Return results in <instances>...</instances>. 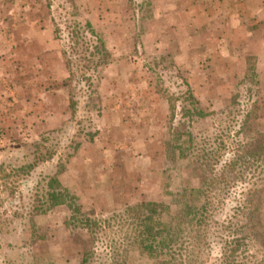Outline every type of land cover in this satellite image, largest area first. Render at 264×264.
<instances>
[{"label": "crops", "instance_id": "1", "mask_svg": "<svg viewBox=\"0 0 264 264\" xmlns=\"http://www.w3.org/2000/svg\"><path fill=\"white\" fill-rule=\"evenodd\" d=\"M6 17L20 22L11 27ZM64 17L71 25L76 19L90 22L104 36L113 58L101 68L99 81L116 79L113 90L98 92L97 104L92 99L98 117L97 130H89L94 136L86 137L84 121L73 123L84 132L66 168L64 185L70 190L86 176L106 180L110 171L129 170L139 149L144 156L170 139V105L152 81L157 70L188 83L199 101L215 109L232 104L250 57L256 58L251 76L264 73V0H0V103L13 83L10 66L22 64L19 96L31 104L36 100L38 111L46 105L47 130L62 128L71 117L68 101L63 104L68 100L63 85L72 77L64 41L71 26L61 25ZM8 35H16L14 45ZM259 120L264 121V101ZM125 146L128 151L118 149Z\"/></svg>", "mask_w": 264, "mask_h": 264}, {"label": "rangeland", "instance_id": "2", "mask_svg": "<svg viewBox=\"0 0 264 264\" xmlns=\"http://www.w3.org/2000/svg\"><path fill=\"white\" fill-rule=\"evenodd\" d=\"M6 21L11 27H15L14 25L16 23L18 25L20 22L17 18L10 19L8 17H6ZM61 25L65 29L71 26L70 32L74 31L68 18L64 17ZM9 26L8 28H10ZM66 33L68 32L65 31L64 34ZM8 41L10 45H14L17 41L16 35H8ZM64 41L68 45L67 36ZM75 60L81 61L80 58ZM148 61L152 63V60ZM11 66L7 74H10L13 83H10V86L7 85L6 93L9 95L5 96L3 103H0V264H44L45 262L78 264L81 261L83 250L89 246L90 237L86 232L66 225V220L71 213L70 208L67 205L56 206L46 213L36 212L34 208L36 205L45 204L44 195L48 190L49 175L58 174V178L63 175L61 179L63 183H61L63 186L67 184L66 168L82 140L78 130L79 126L76 130L72 127L73 123L79 125L84 121L86 132L95 131L98 128L96 119V124L93 122L94 117L98 118L93 111L96 109H93L91 105L87 108L88 91L91 89L87 82H78L77 75H72L70 81L68 78V82L65 81L63 85L68 92V100H65L63 104L67 106L68 101L71 117L66 118L62 128L47 130L43 124L46 105L42 107L38 105L40 108L38 111L36 100L31 104L26 102V98L19 96L22 82L17 73L24 66L22 64ZM166 66L168 63L165 64ZM6 68L8 69V67ZM251 71L248 65L247 75L238 82L234 92L240 96L238 98L240 106L234 105L233 96L232 104L229 107L216 109L225 110L222 113L225 114L221 117L229 113L235 116V112L237 113L239 109L245 113L255 103L257 104L255 110L257 117H253L246 124V131L237 136L244 141L264 133V121L259 120V105L264 101V73H257L253 77ZM248 75L250 78L246 79ZM97 77L98 75L94 78L96 82L92 88L94 93L91 99L93 102L96 101L98 92L113 90L116 81L113 76L106 77L102 82ZM152 81L160 85L161 91L165 97L167 96L169 105L170 98L182 95L190 86L185 85L186 82L183 81H180L179 84L178 79L173 80L170 74L164 76L163 72L159 70L156 71V76ZM36 94L41 95V92L36 91ZM19 99L21 100L19 101ZM52 100L55 102V99L51 97L49 101L52 102ZM176 103L179 106L180 102ZM95 104L97 103L95 102ZM202 105L208 110L215 109L209 102L202 103ZM170 112L168 118L171 122V133L168 142L172 137V127L179 118L176 116V120L172 121ZM208 130L212 131L209 127ZM210 131L205 135H196V142L206 141L211 148H216L219 145V139L218 143H215V131L212 133ZM234 134V131H231L229 136ZM227 140L229 141L228 137ZM166 143L167 141L161 145H154L155 147L144 156L143 154L146 152H140L139 149L138 158L132 155L129 159V170L123 168L118 169L117 172L110 171L106 180L86 176L82 181L77 180V185L73 190L65 187L77 196L76 202L81 213L97 220L109 218L134 202L170 203L173 195L171 193L200 186V188H204L200 182L202 177L198 176L195 169V162L188 158H181L179 152L173 147L168 148ZM118 149L127 150L126 146ZM188 155L194 157L190 153ZM125 156L123 152V158ZM103 161L106 166H111L110 162H107L108 158L105 157ZM261 176L264 184V172ZM247 181L242 183H245L244 188L248 190L254 184ZM240 186L232 188L230 192L227 188V192L218 193V196L223 198L221 197L220 202H216L219 207L216 209L213 219L216 231H224L229 220H240L241 224L245 223L243 215L242 218L239 217L240 219L234 218L237 213L235 198H238L240 194L247 193V190L241 189ZM256 200L255 208L257 205L259 206L260 219L264 225V193L261 199L257 197ZM116 223L112 221L110 226H102L96 234V264H158L156 260L131 247L123 238L125 230L120 222ZM223 246V241L219 242L217 239L208 264H223L220 258ZM241 260L243 263L244 258Z\"/></svg>", "mask_w": 264, "mask_h": 264}, {"label": "trees", "instance_id": "3", "mask_svg": "<svg viewBox=\"0 0 264 264\" xmlns=\"http://www.w3.org/2000/svg\"><path fill=\"white\" fill-rule=\"evenodd\" d=\"M72 28L74 31L67 35L68 47L65 50L71 64V73L77 75L78 82H87L91 89L88 91L87 105L94 107L91 99L96 82L94 78L98 75L99 80L101 68L112 61L113 55L104 36L98 34L90 22L83 24L76 19ZM76 58L81 61H76ZM255 59L249 58L250 71L254 69ZM249 78L250 75L246 79ZM186 85L189 86L188 83ZM239 97L238 93L234 94V105L240 106ZM169 101L172 121L176 120V116L179 118L172 127V137L166 145L175 148L181 158L195 162V169L198 176L202 177L200 182L204 188L200 186L171 193L170 203L134 202L109 218L97 220L81 213L76 202L77 196L62 185L58 174H51L44 195L45 204L36 205L35 211L46 213L61 205L70 208L66 225L80 229L90 237L89 246L83 250L78 264H96V234L102 226H110L112 221L120 222L125 230L123 238L131 247L156 260L158 264H208L217 239L224 243L220 252L223 264H264V225L260 219L259 206L255 208L256 198L261 199L264 193L261 176L264 172V133L246 141L237 137L246 131V124L257 117V104L245 113L239 109L235 116L229 113L221 117L225 110L206 109L190 86L182 95L170 98ZM176 102H180L179 106ZM208 131H215V143L219 139L216 148H211L206 141L196 142V135H205ZM231 131L235 133L233 136H229ZM83 132V129L79 130V133ZM94 134L88 131L85 135L90 139ZM76 153L77 148L74 155ZM189 153L194 157H190ZM246 181L254 184L248 190L244 188ZM238 185L247 193L235 198L237 213L234 218L240 219L243 215L245 223L229 220L224 231H216L213 221L216 209L219 208L216 202L223 198L218 193L227 192V188L230 192Z\"/></svg>", "mask_w": 264, "mask_h": 264}]
</instances>
